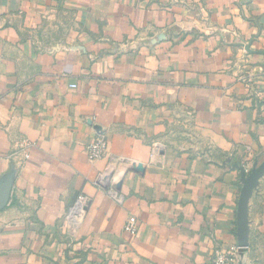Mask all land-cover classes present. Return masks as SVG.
Returning a JSON list of instances; mask_svg holds the SVG:
<instances>
[{
    "label": "crops",
    "instance_id": "crops-1",
    "mask_svg": "<svg viewBox=\"0 0 264 264\" xmlns=\"http://www.w3.org/2000/svg\"><path fill=\"white\" fill-rule=\"evenodd\" d=\"M263 159L264 0H0V264H211ZM247 219L264 264V175Z\"/></svg>",
    "mask_w": 264,
    "mask_h": 264
},
{
    "label": "built area",
    "instance_id": "built-area-1",
    "mask_svg": "<svg viewBox=\"0 0 264 264\" xmlns=\"http://www.w3.org/2000/svg\"><path fill=\"white\" fill-rule=\"evenodd\" d=\"M72 88H75V84H71ZM20 146L23 150L26 151L23 147V143H20ZM85 153L87 158L90 161H96L102 159L108 151V142L102 135L97 136L93 141L88 142L85 147ZM29 153L26 151L25 158H28ZM246 172H249V169H246ZM111 197L117 202L122 203L123 198L121 194L117 192L115 188L109 190ZM87 197L84 195H79L74 203L69 207L66 219L70 226H76L82 220V217L85 213V208L87 206ZM136 217L129 216L123 225V230L131 235H134L137 230ZM248 249V248H247ZM240 253L239 247L237 245H232L227 250H218L214 252L212 257L211 264H237L238 255Z\"/></svg>",
    "mask_w": 264,
    "mask_h": 264
},
{
    "label": "water",
    "instance_id": "water-1",
    "mask_svg": "<svg viewBox=\"0 0 264 264\" xmlns=\"http://www.w3.org/2000/svg\"><path fill=\"white\" fill-rule=\"evenodd\" d=\"M144 170L145 167L142 163H138L134 168L130 169ZM264 175V159L259 163H254L253 167L248 173L241 169V189L237 201L236 209V237L237 246L241 253L245 252L248 248V201L253 190L255 189L258 180ZM121 183L117 184L119 188Z\"/></svg>",
    "mask_w": 264,
    "mask_h": 264
},
{
    "label": "rangeland",
    "instance_id": "rangeland-1",
    "mask_svg": "<svg viewBox=\"0 0 264 264\" xmlns=\"http://www.w3.org/2000/svg\"><path fill=\"white\" fill-rule=\"evenodd\" d=\"M49 39L50 41H45V44H50V45H57V44H61L62 42L58 41L57 39L56 40H51L50 38H47Z\"/></svg>",
    "mask_w": 264,
    "mask_h": 264
}]
</instances>
